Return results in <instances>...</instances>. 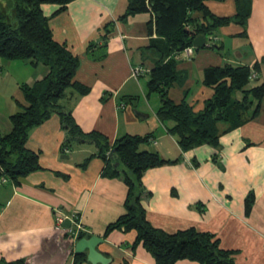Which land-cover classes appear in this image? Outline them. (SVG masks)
I'll list each match as a JSON object with an SVG mask.
<instances>
[{"label": "crops", "instance_id": "1", "mask_svg": "<svg viewBox=\"0 0 264 264\" xmlns=\"http://www.w3.org/2000/svg\"><path fill=\"white\" fill-rule=\"evenodd\" d=\"M207 6L218 16L238 12L236 0H207ZM128 7L129 0H74L58 13L59 5H43L54 38L79 58L75 80L88 88L83 94L67 89L60 104L84 133L100 132L110 144L125 135H152L154 142L141 148L167 160L143 173L142 203L155 227L168 232L195 227L233 250L235 264H264V97L259 101L249 95L248 113L260 108L238 126L218 122L217 145L204 143L184 151L178 136L169 132L174 122L157 116L162 101L148 89L149 73L134 75L138 64L153 66L155 54L148 47L158 36L149 34V12L124 19ZM193 16L200 23L206 21L202 12ZM218 31L228 37L223 40ZM208 37L221 42L220 47L208 43L189 56L177 54L179 80L168 93L195 110L203 109L214 94L204 83L210 67L248 66L252 73L245 88L264 83V0H250L245 27L232 21ZM228 41L233 43L230 49ZM46 74L44 65L0 58V131L12 129L11 115L24 103L20 85L33 84ZM235 97L243 99V91L236 90ZM65 139L61 118L54 113L29 131L26 142L39 153L40 168L18 183L0 180V260L92 264L87 258L77 259L81 254L75 245L83 234L104 238L97 249L111 258L109 264H155L143 244L133 248L135 230L105 234L108 225L126 212L128 187L122 177L103 176L106 161L95 143L74 142L63 151ZM60 215L74 228L80 220L83 228L78 235L57 228ZM63 227L69 228L64 223ZM83 253L87 256L88 250ZM176 264L200 263L182 259Z\"/></svg>", "mask_w": 264, "mask_h": 264}, {"label": "trees", "instance_id": "2", "mask_svg": "<svg viewBox=\"0 0 264 264\" xmlns=\"http://www.w3.org/2000/svg\"><path fill=\"white\" fill-rule=\"evenodd\" d=\"M72 1L0 0V58L24 60L36 67H47L44 78L33 84L20 85L24 103L19 111L11 115L12 129L8 133L0 131V180L18 183L20 177L40 168L39 153L26 146L29 131L57 113L66 132L63 151L71 148L74 142L95 143L98 154L106 161L103 176L122 177L128 187L126 212L108 225L106 235L115 229L135 230L137 237L133 248L143 244L154 257L155 264H176L182 259L200 264H235L234 251L222 248L212 234L195 227L168 232L148 220L142 203L143 173L167 161L158 152L141 148L143 144L154 142L152 135H125L110 144L100 132L84 133L72 113L60 104L67 89L73 88L83 94L88 88L75 80L79 58L66 43L54 38L43 5L57 4L59 13L66 10ZM236 1L238 12L231 17L214 14L207 6V0H129L124 19L142 12L151 14L148 31L150 35L156 34L158 40L148 47L155 54L153 66L148 71V89L160 95L162 106L157 116L162 122H174L169 132L178 136L184 151L204 143L217 145L218 122L226 121L234 127L238 126L245 121V116H254L260 108L259 105L248 113L252 104L249 95L259 101L264 97V83L251 89L245 88L252 73L250 67H234L231 64L207 69L204 83L214 89V94L205 101L201 110H195L186 100L175 102L168 95L169 89L179 80L176 56L187 47L194 46L193 41L198 35L204 34L209 38L215 28L232 21L243 27L247 25L250 0ZM194 12H202L206 21L200 23L193 16ZM209 40L211 47L219 45ZM236 90L243 91V99L235 97ZM114 148L118 166L110 155ZM252 201L250 198L246 202L248 210ZM82 237L85 236L80 234L78 238ZM86 258L84 253L77 255L78 260ZM0 264H26V261L0 260Z\"/></svg>", "mask_w": 264, "mask_h": 264}, {"label": "water", "instance_id": "3", "mask_svg": "<svg viewBox=\"0 0 264 264\" xmlns=\"http://www.w3.org/2000/svg\"><path fill=\"white\" fill-rule=\"evenodd\" d=\"M208 38L204 34L198 35L194 41L193 45L195 48H203L208 45ZM216 48H219L220 45H215ZM140 113L139 111H137ZM111 157L116 160V165H119L118 156L116 154V148L111 150ZM68 157L67 155H65ZM64 226L71 227V222L69 219H66L64 222ZM104 241V238L92 235L90 237H82L77 240L75 245V252L77 254H82L84 251L88 250L87 260L92 264H109L111 262V258L107 257L105 254L101 253L97 246Z\"/></svg>", "mask_w": 264, "mask_h": 264}, {"label": "built area", "instance_id": "4", "mask_svg": "<svg viewBox=\"0 0 264 264\" xmlns=\"http://www.w3.org/2000/svg\"><path fill=\"white\" fill-rule=\"evenodd\" d=\"M209 38H208V43H209ZM210 44V43H209ZM195 49L194 46H189L185 49V54L187 56L191 55V53L193 52V50ZM149 69L147 67H145L144 65L142 64H138L137 66H135L134 68V75L137 77H139L143 72H148ZM254 76H256V73H253ZM5 181V179H3ZM65 222V217L60 215L58 218H57V228L58 229H62L63 231H66L69 235H71L72 237L76 236L79 234L80 230H82V224L80 222V220H76L75 223H76V226L75 228L74 227H69V228H65L63 227V223Z\"/></svg>", "mask_w": 264, "mask_h": 264}, {"label": "rangeland", "instance_id": "5", "mask_svg": "<svg viewBox=\"0 0 264 264\" xmlns=\"http://www.w3.org/2000/svg\"><path fill=\"white\" fill-rule=\"evenodd\" d=\"M221 32H219L218 31V34L217 35H219L220 37H222V39L224 40L225 39V37H228V36H226V35H222V34H220ZM222 40V41H223ZM224 42V41H223ZM211 43L212 44H215V43H217V44H221V42H215V41H213V40H211ZM231 45H233V43L232 42H229L228 41V43H227V45H226V47L228 48V49H230V47L229 46H231ZM234 49H236V47L234 46ZM147 55V54H146ZM148 69H149V67H147ZM148 73V72H147Z\"/></svg>", "mask_w": 264, "mask_h": 264}]
</instances>
